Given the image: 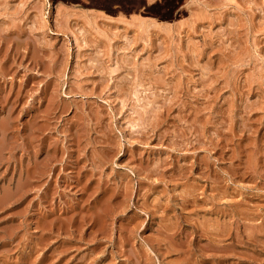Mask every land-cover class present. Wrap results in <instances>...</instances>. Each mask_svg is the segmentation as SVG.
Wrapping results in <instances>:
<instances>
[{
    "label": "rangeland",
    "instance_id": "1",
    "mask_svg": "<svg viewBox=\"0 0 264 264\" xmlns=\"http://www.w3.org/2000/svg\"><path fill=\"white\" fill-rule=\"evenodd\" d=\"M2 65L0 264H264V0H0Z\"/></svg>",
    "mask_w": 264,
    "mask_h": 264
},
{
    "label": "bare ground",
    "instance_id": "2",
    "mask_svg": "<svg viewBox=\"0 0 264 264\" xmlns=\"http://www.w3.org/2000/svg\"><path fill=\"white\" fill-rule=\"evenodd\" d=\"M2 67L4 68V69H2V70H3V71H4V70L6 71V68H5L3 65H2ZM0 69H1V68H0ZM0 71H1V70H0ZM7 72H8V70H7L6 72H4V73L1 71L0 74H1V75H2V74H5V73L7 74ZM3 76H4V75H3ZM6 120H7V119H6ZM6 120H5V121H6ZM5 121L2 120V122H0V124L2 123L0 126L2 127V129H3L4 131H6V129H7L6 126L9 125V124H6V126H5L4 123H7L8 120H7L6 122H5ZM3 122H4V123H3ZM9 127H10V126H9ZM12 127H13V125H12ZM8 129H9V128H8ZM3 130H2V131H3ZM8 131H9V130H8ZM0 142H1V141H0ZM2 143H3V142H2ZM1 145H2V144H1ZM3 145H4V143H3ZM0 147H1V146H0ZM4 147H5V146H4ZM1 148H3V147H1ZM3 149H4V148H3ZM3 149H2V151H4ZM0 151H1V149H0ZM1 153H2V152H0V154H1ZM0 159H1V158H0ZM44 164L46 165V163H44ZM46 166H47V165H46ZM46 166H45V168H46ZM31 171H32V170H31ZM43 171H44V172H43ZM45 171H46V169H45V170H42L43 175H45V174H44ZM10 193H11V192H10ZM9 196H10V195H9ZM2 197H3V196H2ZM2 197L0 196V199H1ZM4 197H5V196H4ZM4 197H3V198H4ZM3 200H4V199H3ZM3 200H1V201H3Z\"/></svg>",
    "mask_w": 264,
    "mask_h": 264
}]
</instances>
